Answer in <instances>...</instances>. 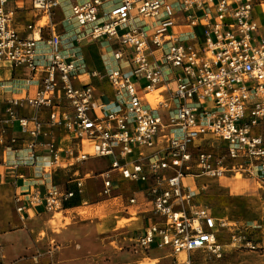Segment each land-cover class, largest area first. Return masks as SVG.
<instances>
[{
	"label": "built area",
	"instance_id": "2783aa9c",
	"mask_svg": "<svg viewBox=\"0 0 264 264\" xmlns=\"http://www.w3.org/2000/svg\"><path fill=\"white\" fill-rule=\"evenodd\" d=\"M9 2L0 0V64L45 73L35 93L0 102L8 127L30 136L19 165L34 161L38 146L56 168L110 158L102 195L134 183L150 197L153 222L133 239L136 253L154 248L179 264H203L198 251L221 257L227 224L190 181L194 168L216 180L233 171L264 181V134L256 132L264 123V0ZM19 13L28 16L18 21ZM85 43L97 47L102 68L90 67ZM80 76L89 80L77 83ZM150 93L161 99L150 103ZM71 184L35 182L21 195L55 212L83 194L85 178Z\"/></svg>",
	"mask_w": 264,
	"mask_h": 264
},
{
	"label": "rangeland",
	"instance_id": "374dc122",
	"mask_svg": "<svg viewBox=\"0 0 264 264\" xmlns=\"http://www.w3.org/2000/svg\"><path fill=\"white\" fill-rule=\"evenodd\" d=\"M61 16L56 19L59 32H62L64 15ZM72 27L77 28L76 25ZM10 71L9 64H0V76ZM105 85L104 90H111L109 84ZM3 90L0 84V95ZM3 112L0 105L2 151L6 139H15V144L21 136L20 132L2 130V126L10 128ZM211 141L214 147L219 145L217 141ZM110 163V158H91L82 163L75 162L70 168L73 172L79 170L76 177H84L85 166L94 165V174H98L108 169ZM61 168L66 169V164ZM209 180L205 187H196L198 199L216 207V216L227 226L219 229L222 256L198 251L195 253L198 262L264 264V181L247 172L233 171L217 180ZM9 188L11 185L0 182V190ZM102 190L103 180L92 174L85 178L83 194L66 209L43 211L44 215L28 220L24 210L19 211L21 205L14 194L15 209L22 217L19 224L7 222L11 213L0 202V264H179L169 252H157L152 248L136 253L133 249V239L138 231L153 222L150 197L143 189L134 183H125L114 191L112 197L102 195ZM132 196L138 201L134 206L129 203ZM35 212L38 215L40 210L35 209ZM249 243H253L256 249H252Z\"/></svg>",
	"mask_w": 264,
	"mask_h": 264
},
{
	"label": "crops",
	"instance_id": "0c3cea01",
	"mask_svg": "<svg viewBox=\"0 0 264 264\" xmlns=\"http://www.w3.org/2000/svg\"><path fill=\"white\" fill-rule=\"evenodd\" d=\"M14 5L13 0H10L8 3L7 7L10 8ZM59 16L58 19L61 16L60 11L58 12ZM24 14V13H23ZM17 14V19L18 21H22L24 15L27 17V14ZM178 30L181 32H186V31H191L192 28L189 26H183V25H178L177 26ZM62 30L64 28L62 27ZM197 33L200 35L201 29L200 28H195ZM89 45L88 43L84 44L83 47V52L88 60V63L90 67L92 68H98L94 61L92 56L89 53ZM39 55L40 54H45L43 50V46L39 47L38 50ZM40 58H44V56H39ZM7 65V64H5ZM10 65V64H9ZM11 66V65H10ZM2 68V67H1ZM44 69L39 68L37 71L26 67V66H21V67H13L11 66V71L7 73L5 76H0V84L1 86L4 87V90L2 91V95H0V102L4 100H9L12 97H15L17 94H24V93H29L33 94L36 92L38 89L40 82L42 78L44 77ZM89 78L86 76H80L77 77V83H84L88 81ZM3 111V109H2ZM3 114L6 116V114L3 112ZM25 114L30 115L31 110L27 109L25 111ZM46 116V115H45ZM2 130L5 132H20L18 129V126L15 125L14 127L11 126V128H6L5 126H2ZM257 133H262L264 134V123L260 125V127L256 131ZM21 133V136L19 137L18 141L14 144L15 151H5L2 149L0 150V182L5 184V185H11L14 190L15 197L18 198V203H20V208H24V213L29 217L27 218L30 219L33 216H42L46 212L43 206H31L29 205L28 202V196L26 195H21L25 191L29 192L32 188L31 186L35 182H43L46 183L47 185L52 183V184H58L61 187H67L73 182L79 174V170L74 171L72 168H56L52 166H48L46 164L47 159L43 157L45 155V151L42 147H37L36 148V153H35V160L34 161H26L25 163L19 165V162L16 160V155H20L23 157H27L28 155V149L27 146L30 143V136L26 133ZM8 136V135H7ZM54 136L56 139H58L60 142L61 138L60 136V131L55 130L54 131ZM10 138V137H9ZM8 138V139H9ZM51 137L46 136L42 138L44 142H47L50 140ZM6 139V143L8 142ZM97 165V164H95ZM67 166V165H66ZM90 165V167L85 166V171H84V177H89L96 176V178H102V172L98 174H94L95 166ZM194 178L191 179V183L195 187H205L206 185L209 184L210 181L209 179L211 177H207L205 175H201V171L198 168H194ZM200 180V181H199ZM216 180V179H215ZM213 180V181H215ZM22 201V202H21ZM35 209H39L40 213L38 215H35ZM20 211V210H19ZM22 218V217H21ZM36 222V221H35ZM43 222V220H42ZM39 228V227H37ZM159 252L160 250H156ZM164 253H166L164 251ZM170 256V255H169Z\"/></svg>",
	"mask_w": 264,
	"mask_h": 264
},
{
	"label": "bare ground",
	"instance_id": "6f19581e",
	"mask_svg": "<svg viewBox=\"0 0 264 264\" xmlns=\"http://www.w3.org/2000/svg\"><path fill=\"white\" fill-rule=\"evenodd\" d=\"M161 99V97L157 94L150 93L147 95V100L150 103H157V101ZM14 190L13 187L9 188V190H0V202L6 206V210L10 211L11 216L7 219V222H11L13 224H19L21 221V216L16 211L14 206ZM60 218V217H59ZM58 219V218H57Z\"/></svg>",
	"mask_w": 264,
	"mask_h": 264
},
{
	"label": "trees",
	"instance_id": "16d2710c",
	"mask_svg": "<svg viewBox=\"0 0 264 264\" xmlns=\"http://www.w3.org/2000/svg\"><path fill=\"white\" fill-rule=\"evenodd\" d=\"M89 53L92 56L95 65L98 68H102L101 60H100V57H99V54H98V49H97V47L95 45H91L89 47Z\"/></svg>",
	"mask_w": 264,
	"mask_h": 264
}]
</instances>
